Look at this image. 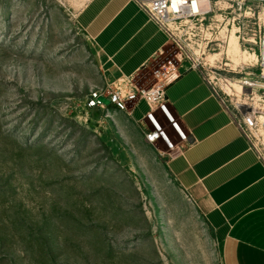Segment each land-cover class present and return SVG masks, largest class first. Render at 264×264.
Listing matches in <instances>:
<instances>
[{
    "label": "rangeland",
    "instance_id": "rangeland-1",
    "mask_svg": "<svg viewBox=\"0 0 264 264\" xmlns=\"http://www.w3.org/2000/svg\"><path fill=\"white\" fill-rule=\"evenodd\" d=\"M88 1L0 0V264H223L169 171L176 152L126 114L88 108L105 84L78 24ZM260 133L264 152L262 121Z\"/></svg>",
    "mask_w": 264,
    "mask_h": 264
},
{
    "label": "crops",
    "instance_id": "crops-1",
    "mask_svg": "<svg viewBox=\"0 0 264 264\" xmlns=\"http://www.w3.org/2000/svg\"><path fill=\"white\" fill-rule=\"evenodd\" d=\"M78 24L99 51L104 87L125 93L131 84L153 86L154 72L164 64L170 44L135 0H89ZM166 98L188 137L187 143H180L165 115L155 112L183 147L169 161V171L214 232L223 264H264V163L198 72H183L166 88ZM148 110L140 101L132 117L126 116L138 127L152 129L145 117Z\"/></svg>",
    "mask_w": 264,
    "mask_h": 264
},
{
    "label": "built area",
    "instance_id": "built-area-1",
    "mask_svg": "<svg viewBox=\"0 0 264 264\" xmlns=\"http://www.w3.org/2000/svg\"><path fill=\"white\" fill-rule=\"evenodd\" d=\"M135 2L166 35L175 50L176 64L173 63L172 68L165 64L157 69L155 83L150 88L131 84L125 93L107 87L97 89L88 96V108L105 109L98 101L104 96L115 110L132 117L134 104L145 101L149 108L145 117L152 126V129L141 126L145 140L155 144L162 139L176 152L175 157L183 147L171 143L155 112L161 111L178 134L180 143H187V135L168 109L166 88L183 72L196 71L264 163V152L258 143L261 142L260 119L264 115V0ZM232 38L247 59L235 62L229 58L227 51ZM262 143L264 149V141Z\"/></svg>",
    "mask_w": 264,
    "mask_h": 264
},
{
    "label": "bare ground",
    "instance_id": "bare-ground-1",
    "mask_svg": "<svg viewBox=\"0 0 264 264\" xmlns=\"http://www.w3.org/2000/svg\"><path fill=\"white\" fill-rule=\"evenodd\" d=\"M227 54H228L229 58H231L235 62H240V61L243 60V58H246V59L248 58V56L243 57L244 52L239 48V46H238V44H237V42H236V40L234 38H232L231 41H230V45H229ZM121 84L125 88V86H126L125 82L123 81V82H121ZM260 120L264 124V115L261 117ZM261 121H260V124H261ZM261 136L262 135H260V138H261Z\"/></svg>",
    "mask_w": 264,
    "mask_h": 264
},
{
    "label": "water",
    "instance_id": "water-1",
    "mask_svg": "<svg viewBox=\"0 0 264 264\" xmlns=\"http://www.w3.org/2000/svg\"><path fill=\"white\" fill-rule=\"evenodd\" d=\"M98 101H100L101 103H103L106 107L111 106L110 101L106 97H104V96L99 97L98 98Z\"/></svg>",
    "mask_w": 264,
    "mask_h": 264
}]
</instances>
